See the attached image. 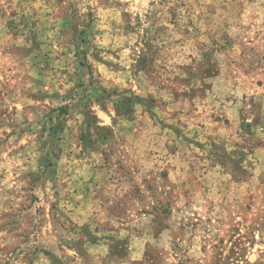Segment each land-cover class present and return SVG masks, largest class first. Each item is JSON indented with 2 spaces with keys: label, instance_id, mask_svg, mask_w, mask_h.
Wrapping results in <instances>:
<instances>
[{
  "label": "rangeland",
  "instance_id": "374dc122",
  "mask_svg": "<svg viewBox=\"0 0 264 264\" xmlns=\"http://www.w3.org/2000/svg\"><path fill=\"white\" fill-rule=\"evenodd\" d=\"M0 264H264V0H0Z\"/></svg>",
  "mask_w": 264,
  "mask_h": 264
}]
</instances>
